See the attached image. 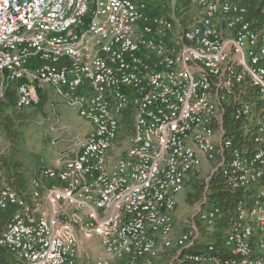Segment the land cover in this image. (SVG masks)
Here are the masks:
<instances>
[{"label": "built area", "instance_id": "2783aa9c", "mask_svg": "<svg viewBox=\"0 0 264 264\" xmlns=\"http://www.w3.org/2000/svg\"><path fill=\"white\" fill-rule=\"evenodd\" d=\"M194 3L182 24L177 0H0V102L14 90L15 108H35L47 86L91 125L70 158L33 174L29 201L0 184V212L14 208L5 264H78L82 239L101 246L95 264H154L158 245L172 264L198 236L193 219L170 239L177 197L203 164L206 182L219 173L242 195L229 256L185 258L264 264V32L233 0ZM229 108L240 145L223 126ZM217 215L211 205L195 218L211 227Z\"/></svg>", "mask_w": 264, "mask_h": 264}, {"label": "rangeland", "instance_id": "374dc122", "mask_svg": "<svg viewBox=\"0 0 264 264\" xmlns=\"http://www.w3.org/2000/svg\"><path fill=\"white\" fill-rule=\"evenodd\" d=\"M176 9L175 16L182 18L184 24H190L198 15V8L194 0H189L186 9H183L179 14L178 7ZM41 94L44 98L41 109L21 110L23 121L16 126L15 135L17 138L14 139V142L10 141L0 130V157H14L22 164V168L28 170L31 177L41 167L53 166L59 160L70 158L78 148L75 143L76 137L85 135V132L91 128L89 123L78 116L75 109L61 102L49 87L44 86ZM113 147V157H117L122 154L126 144L120 138ZM209 170L208 165L203 164L200 173L192 177L178 195L171 240L185 232L191 224V220L202 210L207 209L201 203L202 196L199 198L197 195L195 184L203 185L201 193L203 195ZM1 183L6 186L3 178ZM81 248L84 252L78 264H95L98 258L105 257L97 240L85 241L82 239ZM158 250V258L154 264H169L170 258L174 256L173 249L158 245ZM119 264L125 263L120 262Z\"/></svg>", "mask_w": 264, "mask_h": 264}, {"label": "trees", "instance_id": "16d2710c", "mask_svg": "<svg viewBox=\"0 0 264 264\" xmlns=\"http://www.w3.org/2000/svg\"><path fill=\"white\" fill-rule=\"evenodd\" d=\"M233 1L245 8V18L251 24L252 28L257 31L264 32V0ZM188 3L189 0H177L178 14L181 12L179 9L184 8L185 10ZM150 12L152 14L163 13L159 12L157 9H154ZM247 90L249 95L255 96L251 87H247ZM254 102L256 108L259 109L261 106L260 102L257 99L254 100ZM43 104L44 98L41 94L40 103L34 109H41ZM22 121L23 114L21 110L15 108V92L14 90H9L5 93L4 99L0 102V130L10 141L14 142V139L17 138L15 135L16 126ZM223 121V126L226 129V136H229L233 139L234 145H240L242 141L237 130L238 125L233 123L230 108L226 110ZM130 123L131 119L129 117H125L123 118L121 125H123V129H129ZM2 178L6 182V186L9 189L14 191L18 196L22 197L26 201H29V182L31 175L28 170L22 168V164L15 160L14 157H0V184H2ZM205 187L207 188V192L206 202L203 203L204 207L210 208L211 205L217 207L218 215L211 227L197 222L196 218H194L198 229V236L189 246L182 249L175 256L172 264H198L186 259L185 257L188 255L190 256L206 252L208 247L213 248L211 254L214 256L222 259H225L229 256L228 251L224 248L223 241L228 228L235 221L234 214L236 204L241 198L242 194L240 192H231L226 189L219 173L210 175L208 181L204 185V188ZM195 189L197 191V195L200 198L202 196L201 193L203 185L197 183L195 184ZM27 197L28 199H26ZM13 213V207H9L6 210L0 212V234L2 233L3 228H5L7 223L10 221ZM6 259V251L0 247V264H5Z\"/></svg>", "mask_w": 264, "mask_h": 264}, {"label": "crops", "instance_id": "0c3cea01", "mask_svg": "<svg viewBox=\"0 0 264 264\" xmlns=\"http://www.w3.org/2000/svg\"><path fill=\"white\" fill-rule=\"evenodd\" d=\"M181 23L184 24V21L181 20ZM111 155L114 154L113 152H109ZM178 200V199H177ZM176 213V211H175ZM174 217H175V214H174Z\"/></svg>", "mask_w": 264, "mask_h": 264}]
</instances>
